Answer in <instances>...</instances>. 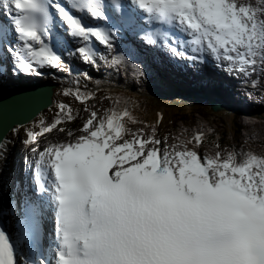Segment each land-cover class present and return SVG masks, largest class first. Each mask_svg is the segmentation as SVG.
<instances>
[{"label": "snow or ice", "instance_id": "6c2138e0", "mask_svg": "<svg viewBox=\"0 0 264 264\" xmlns=\"http://www.w3.org/2000/svg\"><path fill=\"white\" fill-rule=\"evenodd\" d=\"M159 41L174 57L210 56L229 73L255 74L258 87L264 0H0V64L17 75L67 69L66 55L108 61L95 43L111 52L123 45L128 56L109 61L119 66ZM64 94L81 103L96 95L78 86ZM121 99L103 115L93 110L80 134L68 130L41 150L40 137L75 119L59 104L54 122L26 130L30 155L19 175L6 174L12 142L0 138V264H53L50 256L54 264H264V154L201 155L199 131L168 144L158 135L162 116L147 124ZM46 219L53 230L45 244Z\"/></svg>", "mask_w": 264, "mask_h": 264}, {"label": "rangeland", "instance_id": "374dc122", "mask_svg": "<svg viewBox=\"0 0 264 264\" xmlns=\"http://www.w3.org/2000/svg\"><path fill=\"white\" fill-rule=\"evenodd\" d=\"M251 2L253 4H255L256 0H251ZM123 100H125V99H123ZM123 103H124V101H123ZM94 106H96V107H93V108H95L96 111H98L101 115H103L104 111L106 109L112 107L113 105L112 106H106L105 105L106 108H104L102 105H99L98 103H94ZM157 108L158 107H155V109H157ZM147 109H148V107H146V110ZM168 113H170V112H168ZM175 113H178V111L175 112ZM205 113L210 116V119H206V118H204L203 116H201L199 114L193 115V119H192L191 123L193 124L194 127H200V124L202 122H205V121L206 122L208 121V122L212 123L213 120L215 122L213 126L214 127L219 126L220 120L217 119L218 116H213V114L211 112H209L208 110H205ZM154 115L152 113L147 114V116H149L150 118H153ZM211 116H213L214 118L211 117ZM172 126H177V129L173 128L170 131H167L166 134L169 135V136L174 135L177 131H179V133H180V131L185 130L186 128H188V126H186L185 123L182 124L180 122H177V123L174 122ZM219 128H220V126H219ZM190 130H192V129L190 128ZM146 131H148V130H146ZM158 134H159V132H158ZM221 137L222 138H224V137L226 138L227 136L225 135V136H221ZM262 140H264V121L263 120H258L254 124L253 123L249 124L247 128L243 129L242 134L240 135V138H239V141L242 142L241 146L244 144V146L251 148L255 152L264 154V147L256 144V142L262 141ZM167 143L170 144V141H167ZM189 147H191V146H189ZM209 147H211V148H209ZM214 148H216V147H213V146L202 147L201 146V152H203V154L204 153H207V154L214 153L215 154L217 152L216 149L218 151H220V149H218V148L214 149ZM224 150L225 151H230L229 147H226ZM237 151H240V150H237Z\"/></svg>", "mask_w": 264, "mask_h": 264}, {"label": "trees", "instance_id": "16d2710c", "mask_svg": "<svg viewBox=\"0 0 264 264\" xmlns=\"http://www.w3.org/2000/svg\"><path fill=\"white\" fill-rule=\"evenodd\" d=\"M122 95H125V94H122ZM117 96H119V94H117ZM123 98L126 101H132V102L135 103V107H134L133 112L142 121H146L147 124H155V123H157V121L159 119V114H157V111H155L154 105L150 104L151 101L144 100V99H141L139 97L136 100V99L132 98L131 95H125V96H123ZM130 99H133L135 101L130 100ZM179 106L182 107V108H178V107H175V106H168V105L166 106L167 107V111L164 110V112H165L164 113V119L162 120V123H161L162 127H164V128L167 127L166 126L167 125L166 122H168V123L169 122H184V123H186V124H188L190 126L191 125V122H190L191 121V119H190L191 117H189L188 115H191L192 112H196V111L201 113V115H208V114L205 113V110L209 111V108H210L209 105H208V107L204 106V105L185 106V105H182V104L179 105ZM146 107H148L147 110H146ZM184 108H186V109H184ZM177 111H178V113H175ZM168 112H170V113H168ZM209 112H211V111H209ZM149 113H152L153 115L155 114L153 116V118H150L149 116H147V114H149ZM146 118H150V119H146ZM227 120H228V123L225 121V126H224V128H227L226 133L233 132L235 134V137L238 138L237 135L240 133V128L238 127V123L235 124V121H234V119L231 116H228Z\"/></svg>", "mask_w": 264, "mask_h": 264}, {"label": "water", "instance_id": "95a60500", "mask_svg": "<svg viewBox=\"0 0 264 264\" xmlns=\"http://www.w3.org/2000/svg\"><path fill=\"white\" fill-rule=\"evenodd\" d=\"M28 96L18 92H11L9 97L0 102V138H5L6 134L18 124L30 121L41 107L50 101L38 103L27 99ZM50 95L48 97V100ZM217 110V107H214Z\"/></svg>", "mask_w": 264, "mask_h": 264}, {"label": "bare ground", "instance_id": "6f19581e", "mask_svg": "<svg viewBox=\"0 0 264 264\" xmlns=\"http://www.w3.org/2000/svg\"><path fill=\"white\" fill-rule=\"evenodd\" d=\"M208 69H209V68H208ZM8 89H9V88L1 89V90H0V96H2L5 92H7ZM238 108H239V107H238ZM239 110H240V108H239ZM251 111L254 112L255 109H251Z\"/></svg>", "mask_w": 264, "mask_h": 264}]
</instances>
